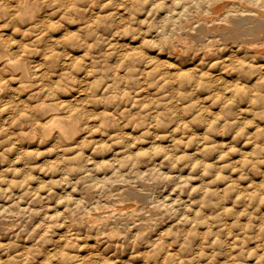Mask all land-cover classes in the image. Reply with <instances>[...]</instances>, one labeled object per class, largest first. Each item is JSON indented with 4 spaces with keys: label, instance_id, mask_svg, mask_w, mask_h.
Wrapping results in <instances>:
<instances>
[{
    "label": "rangeland",
    "instance_id": "obj_1",
    "mask_svg": "<svg viewBox=\"0 0 264 264\" xmlns=\"http://www.w3.org/2000/svg\"><path fill=\"white\" fill-rule=\"evenodd\" d=\"M0 264H264V0H0Z\"/></svg>",
    "mask_w": 264,
    "mask_h": 264
},
{
    "label": "bare ground",
    "instance_id": "obj_2",
    "mask_svg": "<svg viewBox=\"0 0 264 264\" xmlns=\"http://www.w3.org/2000/svg\"><path fill=\"white\" fill-rule=\"evenodd\" d=\"M233 14V13H232ZM212 22V21H211ZM219 22V21H218ZM225 22V21H224ZM8 63H13V60L10 58L9 60H8ZM57 116V115H56ZM57 122V125H58V127L60 128V129H63L64 127H65V124H63V122L62 121H59V120H54V122ZM50 122H51V120H50ZM45 126V125H44ZM67 128V127H66ZM59 129V130H60Z\"/></svg>",
    "mask_w": 264,
    "mask_h": 264
}]
</instances>
